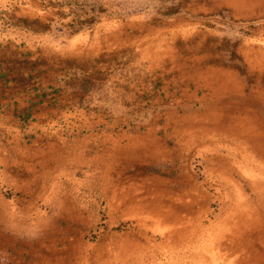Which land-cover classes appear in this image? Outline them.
Listing matches in <instances>:
<instances>
[{
    "label": "rangeland",
    "instance_id": "rangeland-1",
    "mask_svg": "<svg viewBox=\"0 0 264 264\" xmlns=\"http://www.w3.org/2000/svg\"><path fill=\"white\" fill-rule=\"evenodd\" d=\"M0 242L264 264V0H0Z\"/></svg>",
    "mask_w": 264,
    "mask_h": 264
},
{
    "label": "crops",
    "instance_id": "crops-1",
    "mask_svg": "<svg viewBox=\"0 0 264 264\" xmlns=\"http://www.w3.org/2000/svg\"><path fill=\"white\" fill-rule=\"evenodd\" d=\"M5 212V211H4ZM4 236H2L3 238ZM4 239V238H3ZM2 249V250H1ZM7 253V249L5 247V243H1L0 242V264H7L5 261H6V258L7 257H3V255H5L4 253ZM17 252V251H15ZM12 256V255H11ZM17 256V255H16Z\"/></svg>",
    "mask_w": 264,
    "mask_h": 264
}]
</instances>
